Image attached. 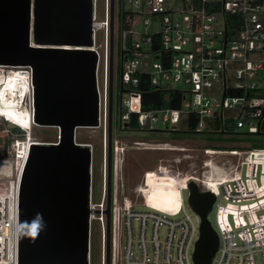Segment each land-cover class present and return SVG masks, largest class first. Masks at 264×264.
<instances>
[{
  "label": "built area",
  "instance_id": "2783aa9c",
  "mask_svg": "<svg viewBox=\"0 0 264 264\" xmlns=\"http://www.w3.org/2000/svg\"><path fill=\"white\" fill-rule=\"evenodd\" d=\"M96 1L92 0L94 45L98 32H102L104 39L102 60L95 46L92 48L97 54V129L102 130L106 151L110 0H104L102 21L96 19ZM121 2L119 13H115L114 4L113 17L114 49L117 40L121 61L120 93L126 96L123 98L120 95V129H129L131 117L135 116V129L140 133L176 132L185 128L195 134L220 136L218 134L229 133V127H232L248 136H264V0ZM125 4L128 9H125ZM217 41L219 45H216ZM100 67L102 92L98 80ZM0 68L6 77L14 73H23L27 77L30 93L24 106L30 108L33 122L31 69ZM141 82L153 92L166 94L167 98L162 99L158 107L143 110L145 91L139 89ZM169 84L182 87L172 89ZM188 95H191L189 100L186 99ZM166 100L170 102L168 107L163 106ZM0 120V148L3 137L7 136L6 141L9 142L6 153L0 152V161L10 162L7 170H0V264H18L22 176L31 146L48 143L33 138L31 131L35 125L25 129L11 124L4 117H0ZM112 144L110 264H193L198 217L194 214L195 224L186 214L177 221L168 219L184 214L186 207L190 209L187 204V186L190 182L200 185V191H210L215 196L210 213H213L211 223L219 244L211 264H264V149L205 148L203 154L209 158L203 161L201 169L208 175L201 173L198 176L195 170L182 172L177 167L181 164L180 160H166L168 163L144 172L141 182L134 188V196L131 200L124 198L119 206L118 191L122 193L124 187L117 149L123 153L126 147L120 146L118 140ZM132 148L158 152L183 150L166 144L144 142H132ZM211 156L223 158L221 165L216 164ZM209 163L220 170L219 174L218 171L212 174L210 167H207ZM150 174H154L156 179L177 181L181 205L175 211L159 210L147 203ZM136 205H141L145 211L136 212ZM105 209V189L98 204L91 202L90 194V224L96 220L101 228L100 264H105ZM137 220L139 240L135 247L133 221ZM161 227L166 231L164 242L160 238ZM121 229L125 233V245L119 249Z\"/></svg>",
  "mask_w": 264,
  "mask_h": 264
},
{
  "label": "water",
  "instance_id": "95a60500",
  "mask_svg": "<svg viewBox=\"0 0 264 264\" xmlns=\"http://www.w3.org/2000/svg\"><path fill=\"white\" fill-rule=\"evenodd\" d=\"M92 14V0H0V66L31 69L33 122L58 130L57 144L30 148L20 186L18 264H88L91 149L76 144L75 133L99 126ZM113 17L110 0L105 264L111 248ZM187 187V204L199 219L193 264H211L219 244L209 219L215 196L194 182Z\"/></svg>",
  "mask_w": 264,
  "mask_h": 264
},
{
  "label": "rangeland",
  "instance_id": "374dc122",
  "mask_svg": "<svg viewBox=\"0 0 264 264\" xmlns=\"http://www.w3.org/2000/svg\"><path fill=\"white\" fill-rule=\"evenodd\" d=\"M115 4V13H119L121 10L122 2L121 0H114ZM125 9H128V5H124ZM96 19L99 21L103 20L104 16V0L96 1ZM117 18V17H116ZM118 22V19H117ZM115 41V49L113 55V114H112V139L118 140L119 145L126 147L123 153H120L117 149V160L120 167V172L122 176V183L124 191L120 193L118 191V205L121 206L124 198H131L134 196V188L142 180V175L144 172L149 170H154L160 164L168 163L166 160H180L181 164L178 165L179 169L184 171H190L188 173L197 171L199 176L207 174L201 169L203 161L208 160L209 157L203 154L205 148L210 149H234V150H246L252 149L257 145H264V136H248L242 134L240 130H235L232 127L229 130V133L218 134H195L188 132L185 128H180L176 132H153V133H140L136 130H122L119 127V117H120V55L119 47ZM216 45H219V42H216ZM95 50L99 53L101 60L104 54V39L102 32H98L95 37ZM153 61H155L153 59ZM102 69L100 67L98 80L100 92H102ZM172 89L181 88L182 86L177 84H169ZM123 98L126 96L121 95ZM163 99L167 98L166 94H163ZM191 98V95L187 96V100ZM170 102L168 100L163 102V106L168 107ZM125 110V109H123ZM2 121L0 120V129L2 128ZM32 136L37 141L41 143H55L58 141V130L54 127H38L35 126L32 128ZM1 137V135H0ZM6 137H3L4 141L0 148V152L3 151V145L6 141ZM75 142L77 144H87L91 147L92 160H91V202L98 204L101 199V194L103 188L105 187V172H106V159H105V150L102 139V130L97 128H78L75 133ZM132 142H144L146 144H166L168 147H180L182 151L174 152H158V151H145L137 150L132 148ZM107 150V148H106ZM120 153V154H119ZM218 156H211L210 158L214 159V162L218 165H221L223 158H217ZM121 159V160H120ZM217 159V160H215ZM3 162V161H2ZM213 162V163H214ZM212 164V163H211ZM10 162L0 163V170L8 169ZM2 167V168H1ZM208 172V171H207ZM212 174L215 172L212 170ZM208 175V174H207ZM154 177V178H153ZM154 174L148 175L147 183L150 187V190L147 194V203L150 201L160 199L165 196V191L176 181L170 179L164 181V179L155 178ZM200 188L201 186L198 185ZM152 199H149V198ZM168 196H165L167 198ZM170 199V197H168ZM136 212H144L145 210L141 205H136L134 207ZM175 211V210H174ZM188 215L192 222L196 223V218L191 209L185 208L184 214L181 213L178 217L168 218L172 221H177ZM209 219L213 222V213H210ZM92 224V225H91ZM90 224V241H89V264H100L101 263V254H100V238H101V228L96 220L91 221ZM150 229V228H149ZM133 231H134V246L138 244V232H139V221H133ZM124 231L121 229L120 235L122 236L119 239V249H122L125 245V235ZM166 237V231L164 227L160 229V238L164 242Z\"/></svg>",
  "mask_w": 264,
  "mask_h": 264
},
{
  "label": "bare ground",
  "instance_id": "6f19581e",
  "mask_svg": "<svg viewBox=\"0 0 264 264\" xmlns=\"http://www.w3.org/2000/svg\"><path fill=\"white\" fill-rule=\"evenodd\" d=\"M26 78L23 73H14L6 77L3 69L0 68V117L6 118L11 124H17L22 128L29 129L35 124L32 122L30 108L28 106L25 108L24 106V101L30 93L29 82H27ZM4 162L9 161H0L1 164ZM207 167H210L213 172L214 170L218 171V173L215 172L219 174L220 170L214 168L213 164L209 163ZM177 184V181L174 182L164 193L170 199L168 197L164 199L165 196H163L160 199L153 200L150 197L149 199L152 200L149 205L164 211L169 210L173 212L176 210L181 205V196Z\"/></svg>",
  "mask_w": 264,
  "mask_h": 264
},
{
  "label": "trees",
  "instance_id": "16d2710c",
  "mask_svg": "<svg viewBox=\"0 0 264 264\" xmlns=\"http://www.w3.org/2000/svg\"><path fill=\"white\" fill-rule=\"evenodd\" d=\"M139 89L145 91L144 92V96H143V104H142V108L143 110H148V109H152L154 107H158L159 105H161V100L163 99L162 94L158 93V92H153L149 89V87H146L144 85L143 82H141V85L139 87ZM136 117L132 116L130 123H129V129H125V130H136V126H137V122H136ZM32 133V131H31ZM9 142H5L4 146H3V154L6 153V150L8 148ZM253 149H264V145H257L256 147H254Z\"/></svg>",
  "mask_w": 264,
  "mask_h": 264
},
{
  "label": "flooded vegetation",
  "instance_id": "af4514ba",
  "mask_svg": "<svg viewBox=\"0 0 264 264\" xmlns=\"http://www.w3.org/2000/svg\"><path fill=\"white\" fill-rule=\"evenodd\" d=\"M112 143H113V139H112ZM77 144V143H76ZM79 145V144H78ZM113 145V144H112ZM105 159H106V172H105V187L103 189H105V191H107V171H108V152L107 150L105 151ZM113 153H112V191H113ZM91 160H92V152H91ZM111 198H112V194H111Z\"/></svg>",
  "mask_w": 264,
  "mask_h": 264
},
{
  "label": "clouds",
  "instance_id": "9594fccd",
  "mask_svg": "<svg viewBox=\"0 0 264 264\" xmlns=\"http://www.w3.org/2000/svg\"><path fill=\"white\" fill-rule=\"evenodd\" d=\"M35 127V126H34ZM112 153H113V150H112Z\"/></svg>",
  "mask_w": 264,
  "mask_h": 264
},
{
  "label": "crops",
  "instance_id": "0c3cea01",
  "mask_svg": "<svg viewBox=\"0 0 264 264\" xmlns=\"http://www.w3.org/2000/svg\"><path fill=\"white\" fill-rule=\"evenodd\" d=\"M7 170V169H6ZM216 170H214V172H215Z\"/></svg>",
  "mask_w": 264,
  "mask_h": 264
}]
</instances>
